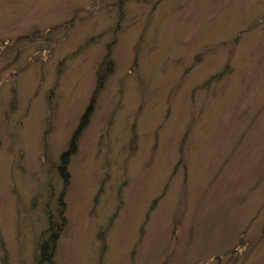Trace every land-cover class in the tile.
<instances>
[{
    "label": "rangeland",
    "instance_id": "374dc122",
    "mask_svg": "<svg viewBox=\"0 0 264 264\" xmlns=\"http://www.w3.org/2000/svg\"><path fill=\"white\" fill-rule=\"evenodd\" d=\"M61 195L54 264H264V0H0V264Z\"/></svg>",
    "mask_w": 264,
    "mask_h": 264
},
{
    "label": "trees",
    "instance_id": "16d2710c",
    "mask_svg": "<svg viewBox=\"0 0 264 264\" xmlns=\"http://www.w3.org/2000/svg\"><path fill=\"white\" fill-rule=\"evenodd\" d=\"M121 1H122V3L126 2V0H121ZM135 1H139V2L143 3V2H146L147 0H135ZM122 19H123V11H122V6H120L118 23H117L116 27L114 28L116 32L119 31V29H120ZM64 25H59V26L54 27V33H52V34L59 33L60 30L64 29V27L66 29H71L73 26V21L72 20L68 21L66 23L67 27ZM113 45H114V43H112L109 46L108 53L105 57V61L101 64V66L99 68L96 88L93 92L90 104L88 105L83 117L81 118L80 125L77 128V130L75 131V133L73 134V139H72V142L70 144V148L67 152H64L61 156V164H62L61 170L63 172V175H65L64 178H66V179L69 176L68 172L66 171V166H65V164L67 163V156L70 153L72 154V152L76 149L77 142L75 143V141H76V139H78V137H80V134L82 133V130L84 129V127L86 125L88 116L93 111L94 105L96 103V99L98 98V94L103 89V85L106 81L105 80L106 74L110 73L113 69V65H112L113 61H111L112 57L110 54V52H111L110 48ZM14 88H15V86H13V90H14ZM65 186H67V184ZM64 191H66V189ZM64 193L65 192H63V194ZM58 200H59V207H60L58 218H56V219H53L52 217L50 218V224H51L50 228H48L45 232L42 233V238L40 237L42 240L44 239L42 241V243L40 244V247L38 250L40 252V255H38V260H40L39 261L40 264H54L52 257L55 254L54 252H55V248H56L55 247L56 238L59 235V233L66 226V217L64 214V208H65L66 203H65V200H64L62 195H61V197H59ZM49 230H51L50 231L51 233L49 232ZM47 233H48V237L50 236V239H47L48 237L46 238Z\"/></svg>",
    "mask_w": 264,
    "mask_h": 264
}]
</instances>
